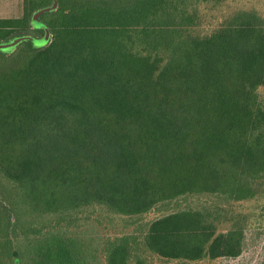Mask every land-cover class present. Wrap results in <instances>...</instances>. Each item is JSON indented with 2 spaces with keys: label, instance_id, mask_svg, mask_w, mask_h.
I'll return each mask as SVG.
<instances>
[{
  "label": "trees",
  "instance_id": "trees-1",
  "mask_svg": "<svg viewBox=\"0 0 264 264\" xmlns=\"http://www.w3.org/2000/svg\"><path fill=\"white\" fill-rule=\"evenodd\" d=\"M44 1L0 19V45L51 37L0 51V264H239L258 227L213 201L264 192V15L202 34L217 0H59L39 30ZM92 209L123 230L100 239Z\"/></svg>",
  "mask_w": 264,
  "mask_h": 264
},
{
  "label": "rangeland",
  "instance_id": "rangeland-1",
  "mask_svg": "<svg viewBox=\"0 0 264 264\" xmlns=\"http://www.w3.org/2000/svg\"><path fill=\"white\" fill-rule=\"evenodd\" d=\"M72 1L74 2L76 0H72ZM43 3L47 4L48 7L53 5V2L50 0H46ZM24 5H25V0H0V19L22 18L24 16ZM59 7H60V4L58 6V9ZM196 7L198 8L199 16L202 21V28L200 32L202 34L208 33L218 28L220 24L222 23V21H224L227 16L231 15L232 13H235L238 10L255 9L261 15H264V0H217L215 2H212V1L203 2V3L197 4ZM47 13L48 14L44 15L45 17L44 20L48 19L49 14L51 12H47ZM30 31H31L30 34L34 35V37L33 36H25V37L35 38V36H37L38 39H40V33L34 30L33 27H31ZM13 40L14 39L8 37L2 43V45L9 44ZM34 45L37 48L41 47L40 45H36V44ZM10 51H7V52H10ZM260 95L264 97V89L260 90ZM210 201L211 199L206 196L189 197V198H186L185 201H178L168 206L166 208L167 209L166 212L169 213L173 210L176 211L175 210L176 207L184 208V206L191 207L192 209H202L203 207L207 206L208 202L210 203ZM213 202L215 204L220 205L230 215L239 216L241 214L244 217L251 219L249 222H253L255 225H257L258 228H255L256 231H253V232L247 231L246 238H247L248 246L246 248V251L243 257L239 259L238 261H240L239 264H260L262 261V257L264 255V222H260L257 219L260 213L263 211L262 208H264V192L263 194L259 195L256 199L242 203V204L225 203L223 200L221 201L219 200V202L218 201H213ZM88 214L95 221V223H97V225L93 227L95 223L92 222L91 227L95 228V230L98 229L99 231H101L99 234L101 236L100 239H102V236H104V234H105V239H106L109 235H114V231L120 232L123 230L119 221H116V220L112 221L111 218H109L110 215L108 216L107 215L108 213L104 212L101 209H97V210L92 209L89 211ZM159 216H162V214L158 213V214L147 215L143 219L144 220L143 222L148 223L149 221ZM108 221H110V223ZM139 223L141 224V219H139V222L137 220V222L133 226H130L127 232L132 231L133 229H138L137 225ZM222 224L225 226H223L221 229L222 230L226 229V227L228 226L227 225L228 222H223ZM138 253L140 254L143 264H181L178 261L164 260L154 254L146 252L142 248V246L138 250ZM0 256H1V252H0ZM130 263L135 264V261L132 260ZM183 264H190V263H183ZM199 264H237V262L217 261L215 263L202 262Z\"/></svg>",
  "mask_w": 264,
  "mask_h": 264
},
{
  "label": "water",
  "instance_id": "water-1",
  "mask_svg": "<svg viewBox=\"0 0 264 264\" xmlns=\"http://www.w3.org/2000/svg\"><path fill=\"white\" fill-rule=\"evenodd\" d=\"M58 6H59L58 0H53L52 6L46 7L44 9L40 10L39 12H37L33 17L34 25L37 28L44 26L42 23L39 22L40 17L47 12L57 10ZM46 31H47V35L43 39H36V38H32V37H19V38H16L15 40H13L9 44L0 45V51H2V52L10 51V50L14 49L15 47H17L20 43L25 42V41H30L36 45H40L41 47H44L49 43V40H50L49 32H48V30H46Z\"/></svg>",
  "mask_w": 264,
  "mask_h": 264
},
{
  "label": "flooded vegetation",
  "instance_id": "flooded-vegetation-1",
  "mask_svg": "<svg viewBox=\"0 0 264 264\" xmlns=\"http://www.w3.org/2000/svg\"><path fill=\"white\" fill-rule=\"evenodd\" d=\"M52 2H53V0H52ZM42 28H43V26H42V27H40V28H37V29H39V30H42Z\"/></svg>",
  "mask_w": 264,
  "mask_h": 264
}]
</instances>
